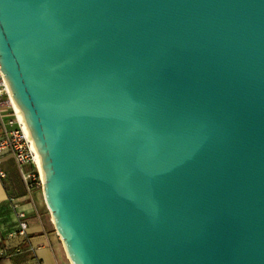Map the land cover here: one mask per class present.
<instances>
[{"label":"water","instance_id":"obj_1","mask_svg":"<svg viewBox=\"0 0 264 264\" xmlns=\"http://www.w3.org/2000/svg\"><path fill=\"white\" fill-rule=\"evenodd\" d=\"M0 65L71 264H264V0H0Z\"/></svg>","mask_w":264,"mask_h":264},{"label":"crops","instance_id":"obj_2","mask_svg":"<svg viewBox=\"0 0 264 264\" xmlns=\"http://www.w3.org/2000/svg\"><path fill=\"white\" fill-rule=\"evenodd\" d=\"M30 168L25 166V170ZM2 169L6 176L0 181V264H68L43 188L35 187L29 192L8 153L2 157ZM20 212L26 214V234L18 231Z\"/></svg>","mask_w":264,"mask_h":264},{"label":"built area","instance_id":"obj_3","mask_svg":"<svg viewBox=\"0 0 264 264\" xmlns=\"http://www.w3.org/2000/svg\"><path fill=\"white\" fill-rule=\"evenodd\" d=\"M7 110L9 116H6ZM10 154L20 169L29 192L35 187H43L44 178L38 165L37 152L29 138L24 124L18 116L9 85L0 65V181L6 176L2 169V157ZM30 165L29 170L25 166ZM19 233L26 234L28 222L24 212L19 213Z\"/></svg>","mask_w":264,"mask_h":264},{"label":"bare ground","instance_id":"obj_4","mask_svg":"<svg viewBox=\"0 0 264 264\" xmlns=\"http://www.w3.org/2000/svg\"><path fill=\"white\" fill-rule=\"evenodd\" d=\"M14 104H15V102H14ZM15 106H16V104H15ZM16 108H17V111H18V116H19L20 120L22 121V123L24 124V128H25V130H26V133L28 134L29 138L32 140V142H33V146H34V148H35V150H36V152H37L36 146H35V144H34V141H33V139H32V136H31V134H30V132H29V129H28L26 123H25V120H24V118H23V115H22V113L20 112V110L18 109L17 106H16ZM37 158H38L39 169H40L41 174H42V176H43V178H44V173H43V169H42V165H41V161H40V157H39V153H38V152H37Z\"/></svg>","mask_w":264,"mask_h":264},{"label":"rangeland","instance_id":"obj_5","mask_svg":"<svg viewBox=\"0 0 264 264\" xmlns=\"http://www.w3.org/2000/svg\"><path fill=\"white\" fill-rule=\"evenodd\" d=\"M4 113L6 114V116H9V114H7V113H8V111H7V110H4ZM60 243H61V244H60V246L62 247V249H63V252H64V257H65V259H66L67 263H68V264H70V261H69V259H68L67 255H66V252H65V250H64V248H63L62 242H60Z\"/></svg>","mask_w":264,"mask_h":264}]
</instances>
